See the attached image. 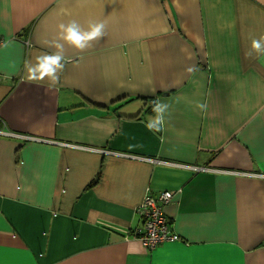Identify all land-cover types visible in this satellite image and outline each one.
Returning <instances> with one entry per match:
<instances>
[{"label":"crops","instance_id":"obj_1","mask_svg":"<svg viewBox=\"0 0 264 264\" xmlns=\"http://www.w3.org/2000/svg\"><path fill=\"white\" fill-rule=\"evenodd\" d=\"M70 20L106 34L27 81ZM262 33L264 0H0V264H264ZM164 190L180 239L148 250L135 208Z\"/></svg>","mask_w":264,"mask_h":264},{"label":"clouds","instance_id":"obj_2","mask_svg":"<svg viewBox=\"0 0 264 264\" xmlns=\"http://www.w3.org/2000/svg\"><path fill=\"white\" fill-rule=\"evenodd\" d=\"M106 34V23L103 20H89L85 25H81L76 20L61 22L57 25L56 38L51 47L53 52H41L32 59L24 63L25 78L29 82L46 81L51 88L60 83L61 74L65 65L71 58L65 54V45L83 52L90 48L93 42L99 41ZM246 59H255L264 56V33L258 37H250L248 48L244 52ZM189 73H194L196 69L189 67L186 69ZM169 104L154 100L152 102V112L154 115L147 118L145 124L149 131H163L166 123L165 114ZM197 107L204 109L205 104L197 103Z\"/></svg>","mask_w":264,"mask_h":264},{"label":"built area","instance_id":"obj_3","mask_svg":"<svg viewBox=\"0 0 264 264\" xmlns=\"http://www.w3.org/2000/svg\"><path fill=\"white\" fill-rule=\"evenodd\" d=\"M25 137L32 139V137ZM172 195L171 190H164L158 195L146 193L141 203L135 208L140 216L141 225L134 230L133 236L148 250L161 243L180 239L178 234L172 231L170 220L163 211V206L170 201Z\"/></svg>","mask_w":264,"mask_h":264},{"label":"trees","instance_id":"obj_4","mask_svg":"<svg viewBox=\"0 0 264 264\" xmlns=\"http://www.w3.org/2000/svg\"><path fill=\"white\" fill-rule=\"evenodd\" d=\"M143 100H147L149 102V105L146 108V113L152 112V102L156 100V98H142Z\"/></svg>","mask_w":264,"mask_h":264}]
</instances>
